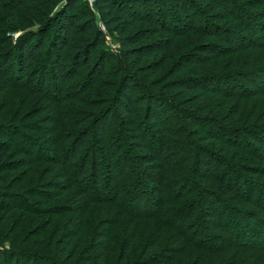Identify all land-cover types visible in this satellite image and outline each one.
<instances>
[{"label":"trees","instance_id":"obj_1","mask_svg":"<svg viewBox=\"0 0 264 264\" xmlns=\"http://www.w3.org/2000/svg\"><path fill=\"white\" fill-rule=\"evenodd\" d=\"M240 1L0 0L3 87L47 101L54 124L41 141L1 117L0 166L63 175L53 197L36 179L1 188L2 219L29 216L18 206L28 197L80 194L70 211L47 209L78 214L57 238L81 254L75 264H200L194 249L215 264H264L247 260L264 240H237L264 227V10L249 9L264 0ZM180 39L192 46L179 54ZM211 94L231 117L212 112ZM211 205L229 220L214 222ZM210 223L230 237L210 239ZM4 240L1 264H55Z\"/></svg>","mask_w":264,"mask_h":264},{"label":"rangeland","instance_id":"obj_2","mask_svg":"<svg viewBox=\"0 0 264 264\" xmlns=\"http://www.w3.org/2000/svg\"><path fill=\"white\" fill-rule=\"evenodd\" d=\"M4 1V0H1ZM246 1V0H244ZM63 2V1H61ZM240 2H243L241 0ZM263 1H260V3ZM258 4V1H254V4ZM259 3V4H260ZM264 3V2H263ZM254 6H257V5ZM203 5V4H202ZM204 6V5H203ZM251 10H256V11H261L264 10V5H258V7H255L254 9L250 8ZM152 12H157V10H153ZM206 12L208 14L209 11L206 9ZM217 11H214L216 13ZM154 13V14H155ZM3 11H0V16L1 17H6ZM158 14V13H156ZM166 16V15H165ZM166 36V35H164ZM203 41H206V39L200 40L202 43ZM179 46L176 49L177 53H181L184 50H189L190 46H192V41H181V39L178 41H175ZM174 45V46H175ZM105 47L112 51L113 54L117 53V47L116 44L110 39L107 38L106 40V45ZM113 65H116V63H111V65L108 67L110 70ZM244 88H254L256 87V84H252L250 81L245 80L241 83ZM5 86L2 83L1 77H0V118L3 116L10 117L11 114L14 113V116H16V120L14 123L20 124L22 126V129H25L26 134H30L32 136H35L36 138H39V140L43 141L46 136L43 133L45 130L46 132H50L51 128H54V124L52 123V119L50 115V111L46 110V107L49 105L47 101L43 100L41 101L38 96H30L27 94H24L20 91L13 90L9 94L6 93V88L3 87ZM3 87V88H2ZM56 95H58L56 93ZM212 99H210V108H213L212 112H215L214 114L222 113V116L225 115V117H231L232 116V111L230 110L229 106L226 104L224 105V99L220 98L219 96L212 95ZM247 100V99H246ZM247 102V101H245ZM249 106H251V103H249ZM250 110V109H249ZM30 112V113H29ZM31 112H35L36 114L33 115H28L31 114ZM18 115V117H17ZM4 118V117H3ZM1 118L0 121L3 119ZM9 118L7 119V121ZM12 123V122H8ZM24 127V128H23ZM29 127V131L27 128ZM43 128V130H42ZM36 129V130H35ZM114 132V131H113ZM123 137V140L126 142V144L129 146V150H131L132 153H135L136 151L131 148V139L128 138L126 133L121 134ZM219 150L218 148H216ZM234 151V150H233ZM53 157H55V160H60L59 156L57 154H53ZM21 158L19 155H12L8 156V158H5L6 161H12L13 159H18ZM24 160V158H22ZM1 163V160H0ZM160 164H162V161H160ZM10 166V165H8ZM143 167V166H141ZM32 168V165L31 167ZM28 168H20V167H13L11 165L9 167V170L3 171L2 166H0V189L3 188V191L6 193H10L16 189L18 186L17 184L19 182H25L28 184V181L31 179H36L37 181L39 180L40 182L46 181L48 182L45 187V190L50 191V195L52 193H59V186L56 184L60 181L63 180V175L56 174L54 175V178L51 175L48 178H44V172L42 173H36V169H34L31 172V169L29 170L30 175L26 171ZM54 171V170H53ZM57 171V170H55ZM62 174V173H61ZM26 177V179H25ZM64 178H66L64 176ZM45 183V182H44ZM77 195V194H76ZM80 195V194H79ZM74 196L72 198L66 196L63 198L56 199V201H53V199H46V198H40L39 196L35 197H28V202L29 204H26V202H21L18 206L21 207H26L27 209L30 210V215L26 217H22V215L19 212H13L10 217H8L6 220H3L2 217L0 216V237L5 239L6 241L5 247H7V242L10 240H13L14 242L18 241L17 243L20 245L19 249L20 251L24 252H29V253H41L43 255H46L47 258H49L51 261V258H55L56 261H58L60 264H75L73 260H81V257L79 258V252H76V249L68 248L66 243H62L59 239L58 234L62 231H66L67 228L72 229L73 227L75 228L76 222L78 221L79 217H77V213L73 215L74 213H70L69 211L72 210L70 206L72 204H75V202H78L79 200H82V196ZM53 197V195H52ZM72 203L71 205L66 203ZM68 204V210L66 211L68 214L67 215H58L61 210H63L65 207L60 209L57 212H54L53 209L47 210L49 208H52L55 206V204ZM63 205V204H62ZM62 205H59L62 206ZM217 205H211L209 212H210V218L215 222V221H221L225 222V220H229L230 216L229 214H225V217H221V215L218 213L217 210ZM67 209V208H66ZM75 209V208H74ZM225 211V210H224ZM33 215V216H31ZM225 220H224V219ZM210 230L209 233L210 239H227L230 237L227 235V232L221 229L215 230L216 223H210ZM231 225V224H230ZM48 227V228H47ZM47 228V229H46ZM242 229V228H241ZM253 231L251 232H244L243 230L240 231V237L237 238L238 241H245V240H251L249 238L252 237L251 234H253V241L255 243H259L262 240H264V227L257 228V227H252ZM45 234L43 235V233ZM235 238H232V241H234ZM20 242V243H19ZM248 243V242H247ZM16 244V243H15ZM16 244V245H18ZM74 244V243H73ZM260 245V243H259ZM262 246V245H261ZM1 248V247H0ZM49 250H48V249ZM82 249V247H80ZM224 249V248H223ZM262 250H259L257 254L252 255L250 254L248 256V262H255L258 260L264 261V248H260ZM53 252H52V251ZM198 249H194V251L198 254H203L205 257L201 261L200 264H215L214 261H216L217 257L214 253H203L201 251H197ZM44 253H43V252ZM60 252H63L61 255ZM187 254V253H186ZM222 255H225V258H228L229 255H227V252H222ZM219 254V255H221ZM187 256V255H186ZM74 257V258H73ZM73 258V259H72ZM78 258V259H77ZM7 264H15V262H18V264H23L24 261L23 259H18L17 261H11V260H6ZM56 261L53 260V262L56 264ZM2 260H0L1 264ZM196 264L195 262V257L191 256L190 258H187L185 263L183 264Z\"/></svg>","mask_w":264,"mask_h":264},{"label":"built area","instance_id":"obj_3","mask_svg":"<svg viewBox=\"0 0 264 264\" xmlns=\"http://www.w3.org/2000/svg\"><path fill=\"white\" fill-rule=\"evenodd\" d=\"M90 6L93 4V0H88Z\"/></svg>","mask_w":264,"mask_h":264}]
</instances>
